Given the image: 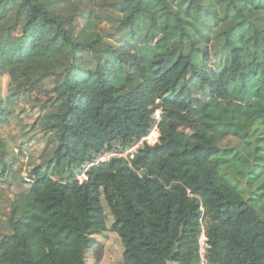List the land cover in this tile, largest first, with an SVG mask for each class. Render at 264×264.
<instances>
[{"label": "trees", "instance_id": "1", "mask_svg": "<svg viewBox=\"0 0 264 264\" xmlns=\"http://www.w3.org/2000/svg\"><path fill=\"white\" fill-rule=\"evenodd\" d=\"M0 54L52 68L45 90L10 80L11 100L45 94L32 110L48 143L23 178L0 133V180L19 182L0 214V264H85L107 213L127 264H201L203 231L208 264H264V0H0ZM158 109L159 144L79 183L80 169L146 135ZM11 113L0 107V123Z\"/></svg>", "mask_w": 264, "mask_h": 264}, {"label": "rangeland", "instance_id": "2", "mask_svg": "<svg viewBox=\"0 0 264 264\" xmlns=\"http://www.w3.org/2000/svg\"><path fill=\"white\" fill-rule=\"evenodd\" d=\"M65 14H71V11L65 5ZM69 6V5H68ZM84 22L77 19V22L70 27L73 38H76L82 28ZM1 78H0V107L3 110L12 111L8 116V122L0 123V133L8 144V161L15 163L14 171H21L23 178L27 177V173L33 166L42 165L43 153L48 143V135L40 128V119L43 114L38 109L32 110V104L36 101L45 99V94H24L20 99H12L9 94L10 80L15 75L26 74L32 78L42 79L39 86L42 89L51 88L52 79L43 76L50 73L52 68L49 64L42 60H31L26 62H18L9 60L0 54ZM39 90V91H41ZM43 92V91H41ZM27 96V97H26ZM187 98V92L182 94ZM10 98V99H9ZM197 116L200 120L211 129L219 130L225 133L227 128L220 121V114L215 109H198ZM1 121V119H0ZM235 143L232 138L214 137L212 144L214 145H231ZM49 158V157H48ZM46 158L45 160H47ZM12 185L0 180V214L7 210L9 203L18 193L19 182L11 179ZM108 232L95 235L97 246L92 249L86 259L85 264H127L123 259V247L120 238L114 231V218L107 213Z\"/></svg>", "mask_w": 264, "mask_h": 264}, {"label": "built area", "instance_id": "3", "mask_svg": "<svg viewBox=\"0 0 264 264\" xmlns=\"http://www.w3.org/2000/svg\"><path fill=\"white\" fill-rule=\"evenodd\" d=\"M164 113L163 110H156L154 115V121L152 124L151 129L149 132L144 135L140 140H138L135 144H133L129 148H119L110 151H106L103 155H101L95 163L86 165L82 169H80L77 179L80 184H83L88 180V172L89 170L94 167L98 166L102 163L110 162L111 160H122L125 162L129 167H132L133 161L139 154L141 149L145 147H154L160 143L161 139V132H160V123H161V116ZM208 249V243L206 239L205 232L203 231L201 237L199 238V257L201 264H208L206 253Z\"/></svg>", "mask_w": 264, "mask_h": 264}]
</instances>
